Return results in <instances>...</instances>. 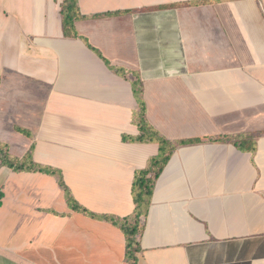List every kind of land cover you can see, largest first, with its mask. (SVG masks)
I'll use <instances>...</instances> for the list:
<instances>
[{"label": "crops", "instance_id": "0c3cea01", "mask_svg": "<svg viewBox=\"0 0 264 264\" xmlns=\"http://www.w3.org/2000/svg\"><path fill=\"white\" fill-rule=\"evenodd\" d=\"M63 1L0 0V141L36 167L0 158V264H264V0H77L73 28ZM142 105L200 140L155 181L133 261L118 223L159 153L130 139Z\"/></svg>", "mask_w": 264, "mask_h": 264}, {"label": "trees", "instance_id": "16d2710c", "mask_svg": "<svg viewBox=\"0 0 264 264\" xmlns=\"http://www.w3.org/2000/svg\"><path fill=\"white\" fill-rule=\"evenodd\" d=\"M61 12L63 14L65 28H73V19L78 18L77 0H64L62 2ZM134 88L138 94L140 89H138L135 85ZM133 122L137 125L139 134L135 137H130L131 141H156L159 144V153L149 159L145 168L140 169L135 173L132 187L135 207L132 216L126 219L124 218L118 223L127 236V256L129 259L135 261V253L139 249L138 237L140 236L145 224L144 217L147 213V207L149 205V199L152 194L155 181L173 154V151L179 145L194 143L200 139L192 138L172 141L163 137L147 122L145 118V107L143 105L139 110L134 111ZM219 140L230 141L237 146H241L242 143H244L243 139L234 135H225L219 137ZM0 158L3 164L9 167H14L15 169L23 170L36 168L34 164H29L26 159L19 161L17 159L10 158L7 149H5V146L1 142ZM68 201L74 206L73 199L69 197Z\"/></svg>", "mask_w": 264, "mask_h": 264}, {"label": "rangeland", "instance_id": "374dc122", "mask_svg": "<svg viewBox=\"0 0 264 264\" xmlns=\"http://www.w3.org/2000/svg\"><path fill=\"white\" fill-rule=\"evenodd\" d=\"M73 21H74V19H73ZM133 90H134V92H135V94H136L135 98L137 97L136 99H139L140 97H139V95L137 94V91H136V89H135L134 87H133ZM18 130H20V131L22 132V134H23L22 129L19 128ZM0 142H1V141H0ZM1 143L5 146V149H6V148H7V144H6L5 142H4V143L1 142ZM39 168H40V167H38V170H39ZM58 173H59V172L57 171V173H55V174H58Z\"/></svg>", "mask_w": 264, "mask_h": 264}]
</instances>
